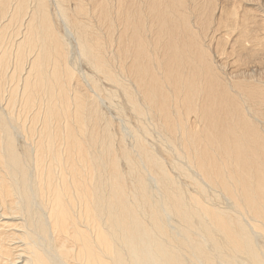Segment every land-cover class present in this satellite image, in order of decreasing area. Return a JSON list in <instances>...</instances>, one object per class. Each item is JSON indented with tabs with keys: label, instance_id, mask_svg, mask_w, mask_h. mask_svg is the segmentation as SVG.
<instances>
[{
	"label": "bare ground",
	"instance_id": "6f19581e",
	"mask_svg": "<svg viewBox=\"0 0 264 264\" xmlns=\"http://www.w3.org/2000/svg\"><path fill=\"white\" fill-rule=\"evenodd\" d=\"M263 59L264 0H0V264H264Z\"/></svg>",
	"mask_w": 264,
	"mask_h": 264
},
{
	"label": "rangeland",
	"instance_id": "374dc122",
	"mask_svg": "<svg viewBox=\"0 0 264 264\" xmlns=\"http://www.w3.org/2000/svg\"><path fill=\"white\" fill-rule=\"evenodd\" d=\"M264 60V59H263ZM82 61V62H81ZM81 62V63H80ZM86 61L83 59V60H79L78 62H77V67H78V70H79V73H80V75L81 76H84V77H88V74L86 73L88 70H89V64L87 65V63H85ZM81 66V67H80ZM82 68V69H81ZM261 74V75H260ZM262 76V77H261ZM95 77V79H96V81L98 80V82H99V85L100 84H102V85H100L101 87H103L104 88V82H103V79H101L99 76H94ZM255 78L257 77V79H261V78H264V70H262V71H260V72H258V73H256L255 74V76H254ZM101 80V81H100ZM261 80H263V79H261ZM101 82V83H100ZM122 90V89H121ZM121 90H117L118 92L116 93L117 95H115L116 97H114L113 98V100H111V101H113V103H110L111 101H109V99H106L105 98V96L104 95H101L102 96V98H103V100H101V107H100V110H101V112H102V120L104 119V117H103V115L105 116V120H106V118H107V120H109L110 119V121H103L104 123L105 122H110L111 123V121H114V122H112L111 124L109 123V125H113V126H111L109 129H110V131H112L113 132V130H114V134H115V138H117V135H118V138L117 139H115V144H116V146L117 147H119L120 145H118L120 142H119V139H120V141H121V135H120V128H119V126H120V117H122V116H124L125 118H123L122 117V119H126V115H127V117H128V115L130 116V117H128V118H130V119H128V120H131V119H134L135 117H134V115H133V113H131L130 111H131V109H130V111L128 110H125V109H127L128 107H126V106H122V103L124 104V105H126V103H124L125 102V100H124V97H121V98H119V96H123L124 95V92L122 93V91ZM120 92V93H119ZM102 93V92H101ZM118 93H119V95H118ZM104 94V93H103ZM123 94V95H122ZM105 99H106V102H105ZM107 103V104H106ZM115 103H116V105H119V106H116L115 105ZM120 103V104H119ZM109 106V107H108ZM111 107H112V110H111ZM121 108L120 110H125V111H119V109L118 108ZM124 107V108H123ZM126 107V108H125ZM104 108V109H103ZM114 109H116V110H114ZM129 109V108H128ZM254 112V111H253ZM117 113H119L120 115H122V116H119V114H118V118H117ZM131 113V114H130ZM257 113V112H256ZM255 112H254V114L252 113V118H253V120H254V122L256 121V123H257V125H258V128H260V131L261 132H263L264 131V121L262 122V120H264V115L262 116L261 114H256ZM126 114V115H125ZM114 116V117H112V116ZM131 115L133 116V117H131ZM259 115H260V117H259ZM110 117V118H109ZM258 118V119H257ZM111 119H113V120H111ZM126 119V120H127ZM127 120V121H128ZM135 120V119H134ZM136 121V120H135ZM134 121V122H135ZM151 121V120H150ZM129 122V121H128ZM133 122V120H132V123L131 122H129L130 124H131V126L134 124L135 125V123L137 122H135L134 123ZM115 123V124H114ZM262 128H261V127ZM114 128V129H113ZM119 128V129H118ZM157 129V128H156ZM119 133V134H118ZM113 134V135H114ZM153 134H155L154 135V137H153ZM153 134H151V135H149V138H153V139H155V138H157V134L156 133H153ZM264 134V133H263ZM151 136V137H150ZM148 138V137H147ZM148 138V139H149ZM151 139H149L148 141H149V143H151L152 145H154L155 144V141H157L156 139L155 140H152V142H151ZM158 139V138H157ZM118 141V143H117V141ZM132 140H130V139H127V141H126V144H127V146H132L131 144H132ZM158 142V141H157ZM156 146H158V143L156 144ZM158 149V147H156V150ZM160 147H159V151H160ZM162 150V149H161ZM160 152H162V153H164L163 152V150L162 151H160ZM124 162V160L121 162L123 165V167L125 168V164L123 163ZM174 174L176 173L177 174V176L179 177V180L185 185V187L189 190V191H191L193 188H195L194 187V185L193 184H190V182L189 181H187L188 179L187 178H185L184 176H182V175H179L178 174V172H176V171H174L173 172ZM187 182H189V183H187ZM130 183V182H129ZM192 187V188H191ZM211 199H213V197L211 198ZM215 200V199H214ZM214 200H212L213 202H214ZM219 200H215V202H218ZM219 203L220 204H223V203H221L220 201H219Z\"/></svg>",
	"mask_w": 264,
	"mask_h": 264
}]
</instances>
